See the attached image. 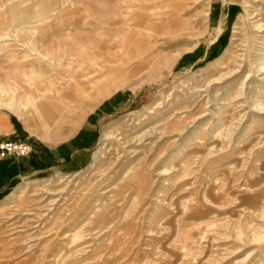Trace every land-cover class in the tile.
Returning a JSON list of instances; mask_svg holds the SVG:
<instances>
[{
  "label": "rangeland",
  "instance_id": "obj_1",
  "mask_svg": "<svg viewBox=\"0 0 264 264\" xmlns=\"http://www.w3.org/2000/svg\"><path fill=\"white\" fill-rule=\"evenodd\" d=\"M199 1L202 21L195 0H0V141L27 144L38 168L0 198V264H264V115L251 116L238 87L223 98L218 81L237 21L249 48L257 35L241 0ZM41 106L61 117L39 122ZM159 128V149L133 158L132 138ZM163 152L172 160L158 183ZM63 189L64 222L26 229L18 212L38 209L39 190ZM103 191L109 201L60 248Z\"/></svg>",
  "mask_w": 264,
  "mask_h": 264
},
{
  "label": "bare ground",
  "instance_id": "obj_2",
  "mask_svg": "<svg viewBox=\"0 0 264 264\" xmlns=\"http://www.w3.org/2000/svg\"><path fill=\"white\" fill-rule=\"evenodd\" d=\"M222 1L223 3H225L227 0H222ZM199 2H200L199 0H195L194 13L198 14V17H199L198 21H202L204 20V17L206 16L208 17V15L207 13H204L203 8L205 6ZM241 2L244 5L249 6V11H247V17L249 21L252 22L251 26L254 28L255 34L258 37L256 36L254 38L255 39L254 46L249 48L248 47L249 40L246 35L247 30H245L246 20L241 17L239 21H237L238 23L235 25V28H234V36L232 39L231 48L228 51V55L226 56V58H224V60H227L228 58H230L233 63L229 66L227 65L228 67L225 66V68H223L224 70L222 71L218 81H222V82L224 81V84H225L224 88L227 89L224 92L225 94L223 95V98L229 97L230 91H233V90L235 91V89L238 87V89H236L237 91L236 94L238 96L237 99L241 98V101H243L242 104H246L247 106H249L250 108L249 110H251V116L256 118L262 114L264 115V106L260 104V100H259L260 98L259 94L264 89V14H262L261 12V11H264V0H252L251 2L250 0H247V1L241 0ZM223 22L220 23V25L218 26L216 30L217 36L220 35L223 31V26H224ZM169 25H171V23ZM171 27L174 28V31L176 28H178V26L175 24H172ZM170 30L171 29L169 28V31ZM246 61L247 62L249 61L248 65L245 64ZM109 80L111 81V79ZM108 81L106 80L107 83ZM205 99H207L206 104L207 102L212 103L211 108H209L211 110V112L209 111L211 114V116L209 117V120L218 121L219 120L218 114L220 113L221 108L215 103V101L213 102V100H211L210 96H206ZM44 107L41 106V110L38 113V121L39 122L46 121L45 122L46 124L54 123L55 121H57L58 117L60 116L59 111H54V110L49 111L45 109ZM166 117H163V116L158 117L157 120L155 119L151 123L161 122ZM162 129L163 128H159L158 130L156 129L154 131L150 130L148 132H145L141 135H138L132 138L131 142L135 146V149L131 153L132 157L134 158L140 155L139 154L140 152L138 153L136 150L141 149L142 151H148L146 154L145 153L143 154L144 157L148 156L146 159H149V157L151 158L152 151L153 150L156 151V149H159L160 144H162L163 140L166 139V136L163 135ZM187 132L186 131L178 132L176 135H174L175 137L173 136L174 141L177 143L178 152H181L182 149H184V145H185L184 136L188 134ZM110 137L108 135H104V141H107ZM178 152H177V155L173 156V158L178 156ZM168 156L169 154L167 155L166 152H163L161 154L159 153V155L157 156V159L155 160V162L158 161V165L155 169H153L152 173L157 172V175H155V177L158 183L160 181L164 182V179H163L164 170L169 165V161L172 160V157L171 156L168 157ZM160 167L162 168L163 171L159 170ZM36 186L37 185L25 186L23 188L18 189L9 198L8 204L12 205L18 200V196H20V194L22 193L25 194L28 191L32 192L33 188H35ZM39 192L40 194L38 193V197H39L38 209L37 210L32 209L30 211H26V213H23V214L18 212L19 214L18 218L23 219L24 217H28L25 220L24 225L26 226V229L30 231L40 229L39 232H42L46 229V231L50 233L53 230V227H56L57 225L64 222L65 218L63 217H65L68 214L69 212L68 208L71 206L70 203L72 199L71 200L68 199L69 197L67 198V200L63 199L64 194H65L64 189L55 190V191L39 190ZM108 193L109 191H103L98 196L100 198L96 199L90 206L86 207L83 211H80L81 213H79L75 219L72 218L74 219V221L72 220L73 222L70 223V225H68L65 228L66 231H64V234L59 236L58 246L60 248L67 247L69 244H72L75 241V231H76L75 226L77 224L79 225V223L82 221L87 220L89 222L90 220L94 219L95 214L100 212V209L103 206V204L109 201V198L107 196ZM50 196H55V199L53 198L50 199ZM41 226H43L44 228H42ZM48 263L57 264L58 259H55V258L50 259Z\"/></svg>",
  "mask_w": 264,
  "mask_h": 264
},
{
  "label": "crops",
  "instance_id": "obj_3",
  "mask_svg": "<svg viewBox=\"0 0 264 264\" xmlns=\"http://www.w3.org/2000/svg\"><path fill=\"white\" fill-rule=\"evenodd\" d=\"M9 126H10L9 127L10 129L6 133L11 135L13 133L14 128L11 124H9ZM4 141L9 142V140H4ZM10 142H13V140L12 141L10 140ZM78 155L83 156V154L81 153L75 154L73 156L72 166H75L76 164L75 161H77L78 158L80 160V157ZM30 159L35 160L38 158H36V155H34L30 157ZM28 162L30 163L31 161L24 160V158L17 161V159H14V157H7L5 159L0 160V198L2 197V195L8 192L9 189L16 182L19 181V179H22L23 177H25L29 173L30 170L38 169V168L31 167V165L27 166Z\"/></svg>",
  "mask_w": 264,
  "mask_h": 264
},
{
  "label": "built area",
  "instance_id": "obj_4",
  "mask_svg": "<svg viewBox=\"0 0 264 264\" xmlns=\"http://www.w3.org/2000/svg\"><path fill=\"white\" fill-rule=\"evenodd\" d=\"M31 153L30 147L22 142L0 141V160L7 157L22 159Z\"/></svg>",
  "mask_w": 264,
  "mask_h": 264
}]
</instances>
